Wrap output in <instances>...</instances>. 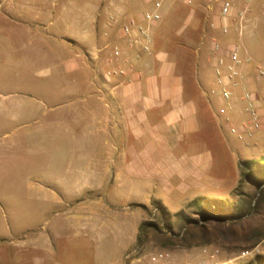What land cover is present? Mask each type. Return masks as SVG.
<instances>
[{
    "label": "crops",
    "instance_id": "crops-1",
    "mask_svg": "<svg viewBox=\"0 0 264 264\" xmlns=\"http://www.w3.org/2000/svg\"><path fill=\"white\" fill-rule=\"evenodd\" d=\"M109 1L0 0V62L25 69L38 66L36 75L53 76L50 90L56 97H49L56 104L52 107L93 140L92 154L99 156L90 166L95 180L87 183L91 191L112 184L137 187L123 202L125 207L153 198L169 201L173 196L188 202V195L225 185L231 180L226 175L231 165L239 173L232 159L239 150L223 134L224 118L201 78L210 67L214 93L213 34L215 28L222 33L219 2L195 0L189 5L185 0H165L163 19L152 27L151 48L143 51L141 44L123 34L122 26L118 31L112 28L107 36ZM233 1L234 13L253 3ZM117 7L130 15L127 20L133 15L140 18L152 4L121 0ZM201 9L206 11L205 19L197 14ZM235 21L230 20L232 31ZM171 28L179 37L175 48L156 34L158 29ZM115 48L120 50L118 57ZM186 54L193 58L191 70L181 63ZM113 66L126 73L106 79L104 74ZM86 69L89 76L82 80ZM12 95L0 90L2 105L17 121L27 114L23 109L27 105L25 99L14 100ZM243 105L231 111L239 122L248 117ZM260 106L264 121V98ZM90 201L83 211L67 213L68 217L79 223L93 211H102L101 196ZM114 206L122 207L105 204L110 216L125 227L114 244L108 240L110 234L97 230L94 237L85 228L74 245L76 238L63 233L59 221L46 231L24 233V244L9 242L8 256L0 252V264H137L130 249L137 242L140 224L130 223L128 210Z\"/></svg>",
    "mask_w": 264,
    "mask_h": 264
},
{
    "label": "rangeland",
    "instance_id": "rangeland-1",
    "mask_svg": "<svg viewBox=\"0 0 264 264\" xmlns=\"http://www.w3.org/2000/svg\"><path fill=\"white\" fill-rule=\"evenodd\" d=\"M119 1L121 0L109 1L110 9L106 13L107 36L112 28L115 31L121 29L130 16L126 10L117 7ZM263 1L253 0L251 5L239 10L245 11V16L235 18L237 27L234 31L232 27L227 35L213 26L216 39L225 45L240 44L242 56L250 58L252 86L255 84L254 67L264 66ZM184 13L182 8L181 15ZM197 14L201 19L206 18V11L203 9ZM175 30L176 28H171L162 32L158 29L157 38L165 39L168 47L175 48L179 42ZM115 50L116 48L114 55L118 57ZM181 63L187 70H191L193 58L189 59L186 54ZM37 68L38 66L28 69L9 67L0 62V90L13 93L14 100L25 99L27 105L23 107L27 114L15 121L9 117L11 110L2 105L4 99L0 98V252L8 256L9 242L24 244V233L46 231L59 221L62 223L61 227L64 226L63 233L72 235L73 239L85 233L82 229L86 228L94 237L99 235L97 230L105 236L110 234L108 240L114 244L120 229L124 230L125 227L118 218L110 216L105 204L115 202L122 206L138 188L117 187L112 184L90 190L87 183L95 181L92 178L94 171L90 166L99 157L92 154L93 140L80 132L81 129L78 130L71 119L65 116L60 118L52 107L56 102L49 97L55 93L50 90L53 76H38L35 74ZM112 68L122 67L113 66L110 69ZM110 69L104 74L106 79L115 77H107ZM210 72V67L206 68L201 73V78L204 88L213 99L215 110L218 111L221 101L213 93L215 82ZM88 76L86 69L82 80H86ZM66 79L71 81L72 76H66ZM53 96L52 98L56 97ZM30 102L33 104H29ZM236 115L233 113L234 117ZM233 122L239 123L236 117ZM228 125L224 119L221 129L227 139L238 146L239 151L232 159L234 168L237 167L239 173L232 170L231 165L226 174L231 180L225 185L212 186L204 193L188 195V202L178 201L182 198L180 196H173L169 201L164 199L160 201L163 207L156 204L157 199L154 198L150 202L113 207L128 210V221L140 224L138 234L141 231V239H137L130 249L131 258L136 259L137 264H151V254L163 250L170 251L172 264H245L257 255L264 254V187H259L246 175V172H253L248 164L254 166L253 162L258 160L264 162V124L249 142L239 140L230 132ZM113 190L115 192L112 193ZM100 196L104 201L103 212L95 210L89 218L78 219L79 223L68 217L67 213H76L80 209L83 211L86 205L92 203V198ZM198 196L214 198L226 205H243L245 208L255 206V209L253 213L234 220L216 217L208 219L202 217L197 207L191 204ZM180 211L184 215H180ZM144 222H151L156 226L146 225L140 229ZM78 239L77 237L74 245ZM112 251L114 253V249Z\"/></svg>",
    "mask_w": 264,
    "mask_h": 264
},
{
    "label": "built area",
    "instance_id": "built-area-1",
    "mask_svg": "<svg viewBox=\"0 0 264 264\" xmlns=\"http://www.w3.org/2000/svg\"><path fill=\"white\" fill-rule=\"evenodd\" d=\"M152 8L141 13V17L132 16L122 25L123 34L133 38L134 42L141 44L143 51H148L153 42L152 27L163 19V6L165 0H147ZM195 0H185L186 4L192 5ZM219 2L220 19L222 21V33L227 35L230 32V20L245 16V11L233 12V0H210ZM264 10V1L262 4ZM214 60L213 68L217 77V88L214 94L221 101L218 114L223 117L231 133L242 142H249L255 133L262 129L264 121L261 113L260 101L264 98V66L254 67L255 84H250V58L242 56V47L238 43L227 45L218 39L213 40ZM115 54L119 55L120 50L116 48ZM124 68H112L108 71L107 77L124 75ZM244 105L242 110L248 115L247 118L238 124L233 122L231 111H234L240 103ZM151 264H172L170 251L163 250L151 254Z\"/></svg>",
    "mask_w": 264,
    "mask_h": 264
},
{
    "label": "trees",
    "instance_id": "trees-1",
    "mask_svg": "<svg viewBox=\"0 0 264 264\" xmlns=\"http://www.w3.org/2000/svg\"><path fill=\"white\" fill-rule=\"evenodd\" d=\"M254 166L251 164L249 168L253 170L252 173L246 172V175L250 176L259 187H264V162L256 161L253 162ZM156 204L162 206L160 200L156 201ZM193 206L197 207V211L204 218L210 219L211 217H216L224 220H234L243 217L246 214L253 213L255 206L252 208H245L243 205H232V204H223L222 202H218V200L214 198H208L205 196H198L191 201ZM180 215H184L183 212H178ZM156 226V224H152L151 222H144L140 229H143L145 226ZM141 239V231L138 234V241ZM245 264H264V254H259L255 257V259L245 263Z\"/></svg>",
    "mask_w": 264,
    "mask_h": 264
}]
</instances>
